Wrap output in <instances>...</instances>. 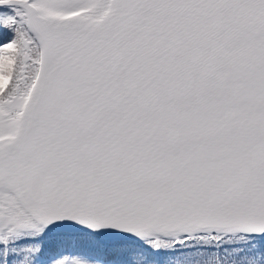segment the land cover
Segmentation results:
<instances>
[{"label": "snow or ice", "instance_id": "snow-or-ice-1", "mask_svg": "<svg viewBox=\"0 0 264 264\" xmlns=\"http://www.w3.org/2000/svg\"><path fill=\"white\" fill-rule=\"evenodd\" d=\"M0 264H264V0H0Z\"/></svg>", "mask_w": 264, "mask_h": 264}]
</instances>
